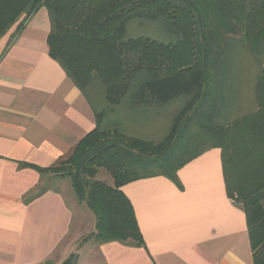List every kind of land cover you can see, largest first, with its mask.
I'll return each mask as SVG.
<instances>
[{"label": "trees", "instance_id": "16d2710c", "mask_svg": "<svg viewBox=\"0 0 264 264\" xmlns=\"http://www.w3.org/2000/svg\"><path fill=\"white\" fill-rule=\"evenodd\" d=\"M41 7L51 21L49 54L97 121L66 159L36 167L69 177L93 211L95 231L83 241L145 247L122 187L153 176L181 186L179 169L219 147L228 196L246 213L254 264H264V0H0V39L14 26L19 33ZM235 53L255 66L235 75L244 79L249 68L254 92L252 106L239 101L232 112L233 90L223 97V89L234 86ZM100 168L111 183L96 178Z\"/></svg>", "mask_w": 264, "mask_h": 264}, {"label": "crops", "instance_id": "0c3cea01", "mask_svg": "<svg viewBox=\"0 0 264 264\" xmlns=\"http://www.w3.org/2000/svg\"><path fill=\"white\" fill-rule=\"evenodd\" d=\"M50 30L41 7L19 33L14 26L0 39V264H62L76 251L82 264H254L246 213L228 196L219 147L179 169L181 186L153 176L122 187L145 247L82 242L96 218L93 224L81 211L78 219L53 184L63 179L50 177L39 193L46 174L36 167L69 156L97 123L84 93L50 56Z\"/></svg>", "mask_w": 264, "mask_h": 264}, {"label": "rangeland", "instance_id": "374dc122", "mask_svg": "<svg viewBox=\"0 0 264 264\" xmlns=\"http://www.w3.org/2000/svg\"><path fill=\"white\" fill-rule=\"evenodd\" d=\"M233 56H234L233 65L235 67V70L233 71L234 76L236 74L238 76H240L238 69L240 66L242 67V65L243 66L246 65L247 67L252 66V69L255 67L254 65H252L251 59H249V56L247 54L245 55L243 53H235ZM253 70L255 71V68ZM243 73H244V79H241L239 77V79H240L239 80V79H237V76H235L236 80L234 82V86L231 87L230 85H228L229 89L227 87H224V89H223V93H224L223 97H226V95H228V94L231 95L232 90H233V93H234L233 98L234 99H233V103L231 104L232 106H230V108H229L230 111H232V112H233V110L236 111L237 106H239V101L241 102V105L247 104L248 107L252 106L251 101L253 99V92H254L253 85H254V83H253V80L251 78H252L253 74L252 73H250L251 75L249 74V68H248V71H245ZM237 81H238V83H237ZM169 119H170V117H169ZM169 125H170V120L168 121V126ZM136 136L142 137L145 139H148L150 137V135H136ZM67 157H65V159ZM62 159H64V158H62ZM50 177H52V178L56 177V178L63 179V180H61V182H56L54 180L53 184L56 187H59L60 189H62L63 192L65 193L66 197L72 202V204H74V208H75L76 215H77L78 219L81 216V215H79L81 213V211H85V213L88 215V216L86 215V217L88 219H91L93 221V224H95V215H94L93 211L85 204V202H81L77 198V196L74 192L72 183H71V179L69 177L55 176V174L50 172V173L46 174V177H45L44 183L46 186H48L49 183L52 182V181H50ZM96 178L103 180V181H108L110 183L112 182L110 174L107 172V170L105 168L99 169V172H98ZM88 219H86V221H87L86 227L87 228H89V226L91 224L88 221ZM88 235H86V236H88ZM82 242H85V241L82 240ZM74 254H78L77 251ZM78 258H79V255H78ZM83 260L84 259L82 256V259L81 260L77 259L75 264H80V263L82 264V263H84ZM46 264H55V263H54V260H52V261L47 262Z\"/></svg>", "mask_w": 264, "mask_h": 264}]
</instances>
